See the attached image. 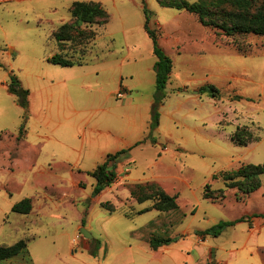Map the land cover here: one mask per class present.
<instances>
[{"label":"rangeland","instance_id":"rangeland-1","mask_svg":"<svg viewBox=\"0 0 264 264\" xmlns=\"http://www.w3.org/2000/svg\"><path fill=\"white\" fill-rule=\"evenodd\" d=\"M75 2L101 3L110 21L93 26L95 40L59 47L52 35L71 21ZM145 7L174 66L158 123ZM10 9L0 8L8 30L0 32V245L25 240L28 251L0 264H264V176L249 196L223 179L264 164V37H227L159 0H39ZM56 53L83 64L54 65ZM12 72L30 91L24 132V110L8 91ZM207 85L221 97L201 94ZM122 151L116 183L94 196L89 173ZM147 182L177 195L179 209L139 214L153 201L138 203L130 186ZM208 186L225 198L205 199ZM24 199L33 214L12 212ZM155 237L171 241L155 251Z\"/></svg>","mask_w":264,"mask_h":264},{"label":"trees","instance_id":"trees-1","mask_svg":"<svg viewBox=\"0 0 264 264\" xmlns=\"http://www.w3.org/2000/svg\"><path fill=\"white\" fill-rule=\"evenodd\" d=\"M159 4L164 8L187 11L197 16L199 22L206 28L222 31L227 37L233 38L243 35H255L264 37V0H215V2L197 1L191 3L190 0H159ZM215 8V9H214ZM146 14L145 30L153 41L154 55L157 59L155 64L157 93L153 105V119L158 123L159 106L166 99L167 85L173 73V61L159 45V35L151 28V16L147 8H144ZM71 21L64 23L52 35L59 47H63L69 42L88 43L95 40L97 33L93 26H106L110 21V14L101 3L96 2H75L71 8ZM49 62L62 67H73L82 65L81 60H74L62 53H56ZM8 91L13 95L17 104L24 110V124L22 131H25L29 117V97L30 91L24 88L17 75L12 72L8 83ZM201 94H207L211 98H220V90L214 85L203 86L200 89ZM236 141L246 146L248 137L245 134L237 133ZM126 151L115 155H109L107 160L99 164L97 168L89 173L96 180L93 190L94 196L101 195L107 188L116 183L118 179L117 165L115 161ZM262 176H264V164L244 165L236 171L226 172L223 179L227 183V188H238L244 195L249 196L262 187ZM210 186L204 192V198L208 200H219L225 198V190H219L221 196H214L213 192L208 191ZM131 196L138 203L153 201L151 208L141 211L143 214L147 211L157 210L161 213L173 212L179 209L178 196L170 195L157 182L135 183L130 186ZM33 211V202L31 199H24L13 207L12 212L28 215ZM114 211V210H112ZM258 217L253 215L252 218ZM261 217H264L262 215ZM246 218L233 223H221L200 236L206 238L208 234L219 235L227 226L235 225L238 222L245 221ZM252 222V221H250ZM171 239L152 238L150 246L152 250L157 251L164 243L168 244ZM28 251V244L25 240L12 245H0V262L9 261Z\"/></svg>","mask_w":264,"mask_h":264},{"label":"crops","instance_id":"crops-1","mask_svg":"<svg viewBox=\"0 0 264 264\" xmlns=\"http://www.w3.org/2000/svg\"><path fill=\"white\" fill-rule=\"evenodd\" d=\"M39 0H0V8L3 9L4 11H10L11 6H23V5H27V3H35L38 2ZM74 4V3H73ZM72 4V5H73ZM33 5V4H32ZM31 5V6H32ZM27 9H22L21 12L26 11ZM70 11V9H69ZM20 24H24V21H21ZM0 32H2L3 34L7 35L8 34V30L6 28V25L3 22H0ZM35 210V209H34ZM35 212V211H34ZM33 214V211H32ZM35 215V214H34ZM37 216V215H36Z\"/></svg>","mask_w":264,"mask_h":264},{"label":"water","instance_id":"water-1","mask_svg":"<svg viewBox=\"0 0 264 264\" xmlns=\"http://www.w3.org/2000/svg\"><path fill=\"white\" fill-rule=\"evenodd\" d=\"M82 233L86 239H92V235L87 230L83 229Z\"/></svg>","mask_w":264,"mask_h":264}]
</instances>
